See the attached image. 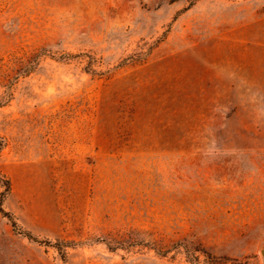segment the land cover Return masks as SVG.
Returning a JSON list of instances; mask_svg holds the SVG:
<instances>
[{
  "label": "rangeland",
  "instance_id": "1",
  "mask_svg": "<svg viewBox=\"0 0 264 264\" xmlns=\"http://www.w3.org/2000/svg\"><path fill=\"white\" fill-rule=\"evenodd\" d=\"M0 142V264H264V0H0Z\"/></svg>",
  "mask_w": 264,
  "mask_h": 264
},
{
  "label": "trees",
  "instance_id": "2",
  "mask_svg": "<svg viewBox=\"0 0 264 264\" xmlns=\"http://www.w3.org/2000/svg\"><path fill=\"white\" fill-rule=\"evenodd\" d=\"M1 148H2V143L0 142V150H1ZM0 183H4V185H5V187H6V189H8V185H9V181L8 180H6V179H1L0 178ZM13 223V226L14 227H16L15 226V223L14 222H12ZM26 235V237L28 238V239H30V240H33V241H36V239L33 237V236H31L30 234H25ZM55 248L57 247V249H59L58 248V244H55V246H54Z\"/></svg>",
  "mask_w": 264,
  "mask_h": 264
},
{
  "label": "water",
  "instance_id": "3",
  "mask_svg": "<svg viewBox=\"0 0 264 264\" xmlns=\"http://www.w3.org/2000/svg\"><path fill=\"white\" fill-rule=\"evenodd\" d=\"M261 253H262V254H264V252H263V251H262Z\"/></svg>",
  "mask_w": 264,
  "mask_h": 264
}]
</instances>
